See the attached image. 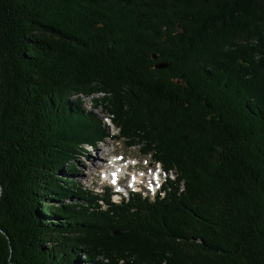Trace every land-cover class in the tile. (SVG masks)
I'll return each mask as SVG.
<instances>
[{
  "label": "trees",
  "instance_id": "16d2710c",
  "mask_svg": "<svg viewBox=\"0 0 264 264\" xmlns=\"http://www.w3.org/2000/svg\"><path fill=\"white\" fill-rule=\"evenodd\" d=\"M107 137L175 177L70 179ZM0 264H264V0H0Z\"/></svg>",
  "mask_w": 264,
  "mask_h": 264
},
{
  "label": "rangeland",
  "instance_id": "374dc122",
  "mask_svg": "<svg viewBox=\"0 0 264 264\" xmlns=\"http://www.w3.org/2000/svg\"><path fill=\"white\" fill-rule=\"evenodd\" d=\"M97 95V94H95ZM83 107L87 109H93L99 116H103L106 120H109L108 117H106L105 113H103V109L101 107H94L93 101L91 96H85L83 101ZM114 132H117L116 129H114ZM87 151L84 153L83 156L78 158V170L71 171L68 170L66 172V175H68L73 179H76L78 182L82 183L84 186L86 185L88 188H93L95 190H101L105 185H109L111 181H114V179H111L110 174L116 170L114 167V163L112 160L119 157L120 161L124 164L125 162H131V164L134 165V163L139 160L140 166L142 169L145 170L146 173L151 171V168H154L157 166V163H155L153 160L150 159V157L147 155H144L139 147L132 146L129 147L128 144L123 140H116L115 138H106L104 141L99 143L96 146H90L87 145ZM114 170H113V169ZM130 168V167H129ZM106 169L107 174H104V170ZM125 171L128 170V168L124 169ZM163 172V171H162ZM104 174V175H103ZM169 175L167 172H163V178ZM172 176V172L170 173ZM173 177V176H172ZM149 180V175L147 178V182ZM124 185H126L124 194H128L127 190L129 188L127 187V183H131L130 181H126L124 179ZM158 182L157 184L154 183L153 189L160 184ZM150 187L151 185L148 184ZM117 188V187H115ZM114 189V188H113ZM143 191L150 192L151 194L155 191H148L143 188ZM116 199L119 198L118 195L114 196ZM51 203H54L55 205L60 203L58 200H52ZM81 258L83 259L82 253L79 254ZM84 262V261H83Z\"/></svg>",
  "mask_w": 264,
  "mask_h": 264
},
{
  "label": "bare ground",
  "instance_id": "6f19581e",
  "mask_svg": "<svg viewBox=\"0 0 264 264\" xmlns=\"http://www.w3.org/2000/svg\"><path fill=\"white\" fill-rule=\"evenodd\" d=\"M112 162L114 163V167L116 168V170H114L115 171V174L114 175H116L117 176V170H119V169H125L126 167H127V164H128V162H125L124 164L120 161V159H119V157L118 158H116V159H114V160H112ZM105 172H104V174L106 175L107 174V172H106V169L104 170ZM160 172H161V170H156V171H154L153 173H155V178H158V179H160L161 178V176H160ZM103 174V175H104ZM142 178H141V176L139 175L138 177L136 176V175H133V177H132V182H135V181H140Z\"/></svg>",
  "mask_w": 264,
  "mask_h": 264
},
{
  "label": "water",
  "instance_id": "95a60500",
  "mask_svg": "<svg viewBox=\"0 0 264 264\" xmlns=\"http://www.w3.org/2000/svg\"><path fill=\"white\" fill-rule=\"evenodd\" d=\"M154 57L156 58L157 57V54L154 53ZM157 67H167L169 65V62L168 61H164V60H159L156 62L155 64Z\"/></svg>",
  "mask_w": 264,
  "mask_h": 264
}]
</instances>
